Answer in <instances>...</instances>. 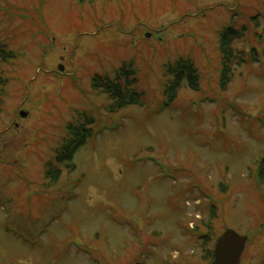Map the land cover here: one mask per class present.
<instances>
[{"label": "rangeland", "instance_id": "obj_1", "mask_svg": "<svg viewBox=\"0 0 264 264\" xmlns=\"http://www.w3.org/2000/svg\"><path fill=\"white\" fill-rule=\"evenodd\" d=\"M228 27L240 37L223 88ZM0 37L14 54L0 64V264H210L227 230L259 264L264 0H0ZM181 59L199 89L185 80L165 108ZM126 64L137 104L110 114L93 79ZM78 123L91 135L57 162Z\"/></svg>", "mask_w": 264, "mask_h": 264}, {"label": "trees", "instance_id": "obj_2", "mask_svg": "<svg viewBox=\"0 0 264 264\" xmlns=\"http://www.w3.org/2000/svg\"><path fill=\"white\" fill-rule=\"evenodd\" d=\"M79 1L81 3L85 2V0ZM238 37H240V33L233 27L224 29L220 34V51L222 53L223 67L221 82L223 88L226 86V84H228L230 76H232V60L234 59L232 42H234ZM12 58H14V54L6 49V46L2 43L0 37V64L8 62ZM165 69L166 76L170 77L165 88V96L167 98V101L164 103L165 108L171 106L178 89L185 80L193 90L197 91L199 89L200 74L198 68L192 60L181 59L175 64L167 65ZM132 75H135L134 69L132 67H128L126 64L120 68L118 75L119 77L116 79H110L109 77L102 78L101 76L94 77L93 90L102 92L108 96L111 102L107 106V110L110 114H114L121 109H124L128 105L137 104L136 100L134 99L136 95L134 93L135 91L130 88V85L133 83V80L131 79ZM7 84L8 79L4 78L0 72V113L1 107L3 106L4 97L6 96ZM79 124L80 123L76 125H70V137H67L66 141L62 145L63 147L58 151L56 156L57 162H69L68 160L74 157L77 150L87 141V138L91 135L90 130ZM259 163L261 165L258 168L257 174L263 178L264 158L262 161L260 160ZM47 169L48 177L53 180V183H56L58 181L60 172L54 168L51 163ZM210 227L211 225L209 223L205 224V228L208 231ZM213 242H215V240ZM213 250L214 245L208 253L211 261L214 258Z\"/></svg>", "mask_w": 264, "mask_h": 264}, {"label": "water", "instance_id": "obj_3", "mask_svg": "<svg viewBox=\"0 0 264 264\" xmlns=\"http://www.w3.org/2000/svg\"><path fill=\"white\" fill-rule=\"evenodd\" d=\"M60 69L63 70V67ZM20 116L26 118L27 114L21 112ZM247 241V237L232 230L225 231L216 241L214 261L211 264H240Z\"/></svg>", "mask_w": 264, "mask_h": 264}, {"label": "flooded vegetation", "instance_id": "obj_4", "mask_svg": "<svg viewBox=\"0 0 264 264\" xmlns=\"http://www.w3.org/2000/svg\"><path fill=\"white\" fill-rule=\"evenodd\" d=\"M247 248V247H246ZM247 250V249H246ZM244 252V254L242 255V258H241V264H245V261L247 262V259H248V255H247V252ZM259 264H264V257L262 259H260V262Z\"/></svg>", "mask_w": 264, "mask_h": 264}]
</instances>
